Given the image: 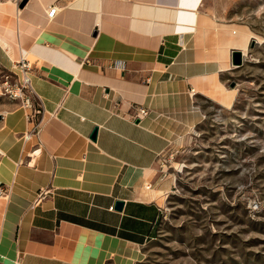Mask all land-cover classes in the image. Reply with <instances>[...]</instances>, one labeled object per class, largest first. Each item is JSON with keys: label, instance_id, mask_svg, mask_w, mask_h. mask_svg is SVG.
<instances>
[{"label": "crops", "instance_id": "1", "mask_svg": "<svg viewBox=\"0 0 264 264\" xmlns=\"http://www.w3.org/2000/svg\"><path fill=\"white\" fill-rule=\"evenodd\" d=\"M230 2L0 0V71L25 60L38 108L0 102V264L139 261L157 156L201 122L200 99L233 100L223 81L248 34Z\"/></svg>", "mask_w": 264, "mask_h": 264}, {"label": "rangeland", "instance_id": "2", "mask_svg": "<svg viewBox=\"0 0 264 264\" xmlns=\"http://www.w3.org/2000/svg\"><path fill=\"white\" fill-rule=\"evenodd\" d=\"M227 18L248 34L233 100L200 99L201 122L157 156L161 214L135 264H264V0H231Z\"/></svg>", "mask_w": 264, "mask_h": 264}, {"label": "built area", "instance_id": "3", "mask_svg": "<svg viewBox=\"0 0 264 264\" xmlns=\"http://www.w3.org/2000/svg\"><path fill=\"white\" fill-rule=\"evenodd\" d=\"M19 2L20 0H14ZM55 11V7H50L46 11L47 17H52ZM21 72L17 75L12 70H5L1 74V81H0V95H4L10 100H17L19 101V105L28 108L27 118L33 117L34 114L38 113V108L33 105V97L32 91L29 85V78L26 75L25 71L28 68V63L25 60H19L17 63ZM113 65L118 66L122 65L119 61L113 63ZM146 109L141 106L133 107L129 109L127 113L128 119L131 121L137 120L146 114ZM111 209V207H110Z\"/></svg>", "mask_w": 264, "mask_h": 264}, {"label": "water", "instance_id": "4", "mask_svg": "<svg viewBox=\"0 0 264 264\" xmlns=\"http://www.w3.org/2000/svg\"><path fill=\"white\" fill-rule=\"evenodd\" d=\"M26 2V0H20L18 3V7H22L24 5V3ZM242 52L240 50H233L231 53V64L233 66H239L241 64L242 61ZM233 84L231 83L230 86H232ZM95 132H96V128L94 127L90 133V138L94 139L95 137ZM122 206V201L116 200L114 203V207L116 209H120Z\"/></svg>", "mask_w": 264, "mask_h": 264}, {"label": "bare ground", "instance_id": "5", "mask_svg": "<svg viewBox=\"0 0 264 264\" xmlns=\"http://www.w3.org/2000/svg\"><path fill=\"white\" fill-rule=\"evenodd\" d=\"M243 54V53H242Z\"/></svg>", "mask_w": 264, "mask_h": 264}]
</instances>
